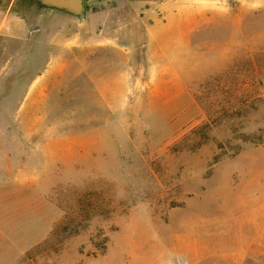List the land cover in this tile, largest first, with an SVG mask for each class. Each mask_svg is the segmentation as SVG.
Segmentation results:
<instances>
[{"label":"rangeland","instance_id":"1","mask_svg":"<svg viewBox=\"0 0 264 264\" xmlns=\"http://www.w3.org/2000/svg\"><path fill=\"white\" fill-rule=\"evenodd\" d=\"M19 4L35 27L78 26ZM228 16L185 30L179 98L133 76L120 110L66 71L23 110L49 52L1 42L13 61L0 60V264H264V2Z\"/></svg>","mask_w":264,"mask_h":264},{"label":"crops","instance_id":"2","mask_svg":"<svg viewBox=\"0 0 264 264\" xmlns=\"http://www.w3.org/2000/svg\"><path fill=\"white\" fill-rule=\"evenodd\" d=\"M114 1L115 4H106L100 9L84 8L82 15L62 10L72 16L69 18L70 21L78 26L69 27L62 21H57L40 27L38 34L31 35L29 30L36 25L30 24L28 20L27 6L20 5L19 0H0V44L2 41L8 46L13 42L21 44L36 42L49 52V63L28 90L22 104L23 110L33 104L36 105L38 98L45 95L48 90L58 91L59 84L56 82L55 85L52 80L48 85L47 80L49 76L50 79L59 76L61 71L88 78L98 97L104 102L103 106L114 110L132 107L126 103L131 101L133 76H152L153 79L144 84L151 87V90L148 89L149 93L160 96V99L173 101L185 91L180 81H173L181 78L177 60L182 56L180 42L183 41V35L188 37L185 30L198 27L193 25L192 20H198V15L204 13H215L219 19L225 20L236 8L244 11L254 4L260 5L262 1L264 2V0ZM48 13L50 18L51 13L45 10V14ZM44 18L46 19V15ZM43 29L48 36L46 40L39 38ZM171 32L174 34L177 32L178 43L169 37ZM190 34H195V31ZM172 43L179 46V53L171 50L175 47ZM4 48L0 47V60L3 61L7 55V60L12 62L11 49ZM172 55L177 57L173 59ZM163 59L169 60L168 63L164 65L155 63ZM60 62L64 65H60ZM71 70L76 72L71 74ZM148 90L144 89L145 93ZM15 119L19 124H25L21 113Z\"/></svg>","mask_w":264,"mask_h":264},{"label":"water","instance_id":"3","mask_svg":"<svg viewBox=\"0 0 264 264\" xmlns=\"http://www.w3.org/2000/svg\"><path fill=\"white\" fill-rule=\"evenodd\" d=\"M40 4L45 7L58 8L68 11L75 15H82L84 12V0H39ZM40 27H34L29 30L31 35L38 34Z\"/></svg>","mask_w":264,"mask_h":264}]
</instances>
